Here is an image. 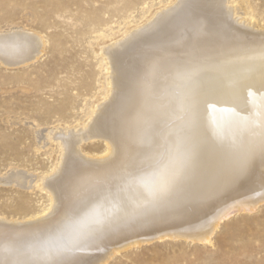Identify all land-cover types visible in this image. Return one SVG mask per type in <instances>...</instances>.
Masks as SVG:
<instances>
[{"label":"bare ground","instance_id":"6f19581e","mask_svg":"<svg viewBox=\"0 0 264 264\" xmlns=\"http://www.w3.org/2000/svg\"><path fill=\"white\" fill-rule=\"evenodd\" d=\"M243 4L173 0L103 48L106 96L82 127L47 134L60 156L36 184L50 207L0 217V264H107L133 244H207L264 201V32ZM44 47L39 34L0 31L6 67L34 64ZM99 139L106 154L82 153ZM25 173L2 179L27 187Z\"/></svg>","mask_w":264,"mask_h":264},{"label":"rangeland","instance_id":"374dc122","mask_svg":"<svg viewBox=\"0 0 264 264\" xmlns=\"http://www.w3.org/2000/svg\"><path fill=\"white\" fill-rule=\"evenodd\" d=\"M172 2L0 0L1 32L21 28L45 41L34 64L12 68L0 63V217L25 221L48 211L51 194L36 183L55 169L60 147L47 134L88 121L109 87L103 48ZM243 2L245 19L264 32V0ZM107 147L103 139L91 140L82 153L97 158ZM15 171L35 179L29 177L22 188L4 182ZM133 245L107 264H264V201L222 221L211 243L166 239Z\"/></svg>","mask_w":264,"mask_h":264}]
</instances>
